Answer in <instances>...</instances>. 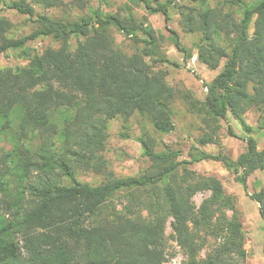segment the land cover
I'll use <instances>...</instances> for the list:
<instances>
[{"label": "trees", "instance_id": "trees-1", "mask_svg": "<svg viewBox=\"0 0 264 264\" xmlns=\"http://www.w3.org/2000/svg\"><path fill=\"white\" fill-rule=\"evenodd\" d=\"M137 1L162 14L165 23L174 4L184 32L199 36L197 60L210 70L223 62L205 85L203 101L168 84L160 66L181 64L162 56L154 30L133 15L97 9L70 20L35 12V6L53 8L62 0H0L34 25L18 38L0 15V54L21 50L30 57L26 43L39 38L59 44L32 55L25 67L0 70V137L11 143L9 150L0 146V264H164L169 219L185 264H245L235 197L217 178L200 176L191 166L213 160L232 171L264 224V186L253 193L247 187L254 172H264V148L245 122L250 108L264 113V0L217 6L211 0H168L155 7ZM111 28L142 46L132 54L116 50ZM170 34L187 63L190 51ZM176 97L207 116L209 132L198 146L215 144L218 127L212 122L230 115L249 134L244 152L231 160L192 147L187 159H179L178 151H157L145 130L138 141L149 166L137 176H116L103 157L110 122L119 119L126 130L138 115L154 131L170 133ZM228 132L234 136L230 127ZM83 173L101 180L82 182ZM197 193L207 194L198 206L192 200ZM119 194L129 201L122 211L112 204Z\"/></svg>", "mask_w": 264, "mask_h": 264}, {"label": "rangeland", "instance_id": "rangeland-1", "mask_svg": "<svg viewBox=\"0 0 264 264\" xmlns=\"http://www.w3.org/2000/svg\"><path fill=\"white\" fill-rule=\"evenodd\" d=\"M152 7L159 3H166L168 0H148ZM227 0H211V6H217L219 3ZM99 9L103 13H115L121 16L133 15L138 22L149 25L157 38L158 51L163 57L170 61H176L181 64L180 68L162 65L161 69L167 72V82L175 89L186 91L190 94L192 100L203 101L206 88L209 83L222 69L223 62L216 70H210L197 60V44L199 36L197 34H187L181 27L179 9L173 4L169 5L168 11L170 21L165 23L164 17L160 13H150L144 4L137 0H62V4L53 8L44 9L41 6H35L37 14H46L51 17L79 20L88 18L93 11ZM0 15L4 16L13 24L12 33L16 37H25L29 35L34 28L33 23L12 10L5 9L0 3ZM170 31H174L191 53L192 57L187 62H183V53L177 51L170 39ZM252 31V28H251ZM113 36L116 50L132 54L137 51L142 44L136 43L130 37L124 36L115 28L110 29ZM76 38L71 41V46L76 45ZM58 43L52 38H39L26 43V49L30 57L34 54H41L46 48H57ZM30 57L22 54L21 50H9L0 54V70L8 68L25 67ZM172 120L174 130L167 134L154 131L152 125L146 118L135 115L126 124L128 127L124 130L121 120H113L109 124L107 131V140L103 157L108 168L118 177L137 176L144 172L149 166V162L142 155L138 138L143 131H148L156 141L157 151L174 150L180 153L179 159H187L188 153L192 147L205 151L208 154H222L231 160H236L238 155L244 152L246 143L244 137L249 135L245 129L232 116L227 120L212 122L213 127L217 126L215 144H207L203 147L198 146L197 140L205 133L209 132L205 125L207 116L198 109L191 110L185 103L176 97L172 104ZM246 124L253 129L251 135L256 140L258 148H264V113L254 108L248 109L245 114ZM231 128L234 136L228 132ZM127 135L125 138L122 135ZM0 146L4 150L11 148L9 138L0 137ZM191 170L200 176H212L217 178L223 185L225 191L234 196L236 207L240 213V221L245 236L244 247L247 251L245 264H264L263 244H264V224L258 214V205L249 199L243 188L235 182L232 171L226 170L220 162L206 160L191 166ZM82 182L98 184L100 178L93 173H83L79 176ZM264 186V172L256 171L247 180L248 192L253 193ZM207 194L197 193L193 197V202L198 206ZM126 195L119 194L113 203L118 211L129 203ZM145 215V211H141ZM170 221L166 224V243H167V261L164 264H185L186 256L172 239Z\"/></svg>", "mask_w": 264, "mask_h": 264}]
</instances>
